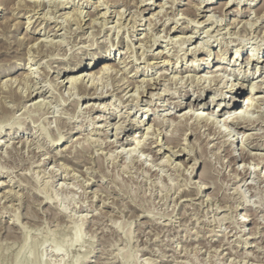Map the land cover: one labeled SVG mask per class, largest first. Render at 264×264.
<instances>
[{
	"label": "rangeland",
	"instance_id": "1",
	"mask_svg": "<svg viewBox=\"0 0 264 264\" xmlns=\"http://www.w3.org/2000/svg\"><path fill=\"white\" fill-rule=\"evenodd\" d=\"M118 1L0 0V264H14L25 240L26 264H264V179L257 174L264 177V99L254 101L253 126L222 122L232 144L180 120L190 111L218 117L232 96L248 105L253 95L264 97V63L252 62L257 54L264 60L263 1ZM28 37L43 41L45 52ZM159 52L165 56L151 57ZM95 59L94 68L109 61L124 74L112 69L102 81L66 83L79 64L90 75ZM206 63L208 72L226 67L217 71L219 84L193 78L191 64L203 70ZM156 78L152 101L149 92L117 90L126 80L140 86ZM238 83L243 95L228 94ZM35 86L42 94L32 99ZM209 97L220 110L203 107ZM116 133L136 135L144 149L131 143L132 155L122 156L111 145ZM247 134L255 138L246 144ZM167 139L189 153L172 156ZM225 148H234L238 163ZM158 149L165 153L155 157Z\"/></svg>",
	"mask_w": 264,
	"mask_h": 264
},
{
	"label": "bare ground",
	"instance_id": "2",
	"mask_svg": "<svg viewBox=\"0 0 264 264\" xmlns=\"http://www.w3.org/2000/svg\"><path fill=\"white\" fill-rule=\"evenodd\" d=\"M30 1V0H29ZM35 1V0H34ZM39 1V0H38ZM113 2L114 4L116 3V2H119L118 0H108V2ZM127 3H128V0H125ZM133 1V0H132ZM263 1V7H264V0H262ZM37 2V1H36ZM36 2H34V3H36ZM98 3V2H97ZM99 4V3H98ZM124 4V3H123ZM37 5H38V3H37ZM36 5V6H37ZM128 5V4H127ZM229 4L228 3H226L224 6H226V7H230V6H228ZM41 6V5H40ZM40 6H38V7H40ZM162 7V6H161ZM96 8V7H95ZM98 8V7H97ZM96 8V9H97ZM104 8V7H103ZM197 10H201L202 11V9H200L201 8V5L200 6H197V7H195ZM204 8H206L205 9V12H211L212 10H213V8L212 9H210L209 7H206V6H204ZM215 9V8H214ZM262 9V8H261ZM264 9V8H263ZM262 9V10H263ZM146 10H150L149 8L148 9H145V10H143V11H146ZM204 10V9H203ZM82 11V10H81ZM142 11V12H143ZM163 11V10H162ZM197 12V11H196ZM204 12V11H203ZM257 12H258V9H257ZM261 12V11H260ZM196 16H198V14H195ZM152 16H156V18L159 16V12L158 13H153L152 14ZM169 16V15H168ZM210 17V16H209ZM162 18V17H161ZM261 18V17H260ZM151 19H153V17L151 18ZM154 20V19H153ZM195 20V19H194ZM222 20V19H221ZM206 22H208V19L207 20H205ZM193 22V21H192ZM196 23H197V21H195ZM205 22V23H206ZM93 23V22H92ZM204 23V22H203ZM78 25V24H77ZM149 25H150V23H149ZM38 27H39V24L38 25H36V28L33 30V32H35L36 30H38ZM195 27H198V26H195ZM250 30V29H249ZM206 32V31H205ZM191 38L192 37H185V38H180V39H182L183 40V43H190L191 42ZM27 41L29 42V43H31V45H35L36 47H37V49H35V50H37V51H42L43 49H44V46H46V45H44V43H43V41H39L38 39H35V38H33V37H28V39H27ZM48 41V40H47ZM32 42H34V44H32ZM141 42V41H140ZM147 42V41H146ZM149 42V41H148ZM151 42V41H150ZM179 42V41H178ZM182 42V41H181ZM28 43V44H29ZM145 43V42H144ZM31 45H30V47H31ZM146 45V44H145ZM144 45V46H145ZM181 45V44H180ZM35 47V48H36ZM48 47V46H47ZM147 47V46H146ZM152 47H153V45H152ZM131 48V47H130ZM130 48H129V50H130ZM200 48V47H199ZM139 49V48H138ZM147 49V48H146ZM145 49V50H146ZM183 49V48H182ZM44 50H46V48L44 49ZM42 51V52H45V51ZM47 50H48V48H47ZM132 50V49H131ZM143 50V49H142ZM194 50H195V48H194ZM197 51V50H196ZM195 51V52H196ZM41 52V53H42ZM49 52H50V50H49ZM194 52V53H195ZM226 52L227 51H224V53L223 54H221L220 56L219 55H217L219 58H217V60H219V61H224L226 58H225V55H226ZM236 52H238V51H236ZM166 53V52H165ZM169 53V52H168ZM196 54V53H195ZM40 56V55H39ZM165 56V54L163 53V52H159L158 54H153V55H151V57H153V58H156V59H159L160 57L161 58H163ZM238 57H240L239 56V53H238V55L236 56V58H234V60L232 61V63H236L237 62V58ZM126 59V58H125ZM97 60L98 59H95L94 61H92V63L90 64V68L89 69H87V73H89L90 75H86V74H83L84 72H86V71H81V69H82V65L81 64H79V65H77L74 69H75V76H73L72 78L70 77V78H67V84L68 83H70V84H74V83H76V82H80V84H81V86H84V85H82L84 82H85V80H86V77H88V76H90V79H99L100 81H102V79H108V78H110V70H112L113 69V71H115L116 73H120V72H122V69H121V66H116V65H113L112 63H109V61H107V62H103L102 64H99L97 67H95L94 68V65L96 64V62H97ZM246 60V59H245ZM247 60H249L248 58H247ZM32 61H34V59H32L30 62H32ZM204 61H206V58H203V59H201V62H204ZM252 62H256V64H260V63H264V60H260L259 59V55L257 54L256 56H255V58L252 60ZM251 62V63H252ZM168 63V62H167ZM242 63V62H241ZM204 64V63H203ZM207 64V68H205V69H203L202 70V68L200 67V65L199 66H197V68L196 67H194L192 64H191V69L190 70H192L193 72H196V76H194L193 78L194 79H197L198 81H202V79H204V80H206V79H208V80H210V81H212V82H218L217 84H219V80L218 79H220V76H218L217 75V71H219V70H223V69H225L226 70V67H219L220 66V64L217 66V68L213 71V72H210V70H209V72H208V69H209V63H206ZM240 64V63H239ZM238 64V65H239ZM264 66V65H263ZM257 67V66H256ZM187 70V69H186ZM37 72V71H36ZM200 72H206V73H211V74H213L212 76H208V77H204L203 75H199V73ZM123 74H124V72H122ZM47 74V73H46ZM48 75V74H47ZM164 75V74H163ZM27 76H28V78L29 79H35L36 78V76L35 75H30V73L29 74H27ZM26 76V77H27ZM45 76V75H44ZM72 79V80H71ZM122 79V78H121ZM124 79V78H123ZM185 79V78H184ZM193 79V80H194ZM197 80H195V81H197ZM260 80V79H259ZM70 81V82H69ZM89 81V80H88ZM160 82L158 81V79L156 78V79H153L152 81H150V80H143L142 82H140L139 84H140V86H135L134 85V83L132 82V81H129V80H126V82L124 83L125 85L127 84V86L123 89V90H121L120 91V88H121V86L120 87H118V89L117 90H119V92H123V91H125V90H127L129 87H130V89H129V92L131 91V90H133L134 88H135V91L137 92V97H146V94L149 92V99L151 100L153 97H154V94H153V92H151L150 90H154V89H156V85H158ZM78 84V83H77ZM76 84V85H77ZM79 84V85H80ZM212 84V83H211ZM79 85H77V87L79 86ZM91 85H94L95 86V84L93 83V84H91ZM256 85V84H255ZM255 85H254V87H255ZM74 86V85H73ZM124 86V85H123ZM152 86H154V87H152ZM206 86V85H205ZM36 87V86H35ZM219 88V87H218ZM224 88H225V86H224ZM165 89V88H164ZM213 89V88H212ZM217 89V88H216ZM244 89H245V85L243 84V83H238V84H236V85H234V84H232L231 86H230V88H229V90H228V94L229 93H231V94H236V95H243V93H244ZM258 89H264V85H259L258 86ZM88 89H85V87H84V93H88V92H86ZM94 90V89H93ZM35 94H33L34 96H33V98L32 99H36V98H39L40 96H41V92L39 91V88L38 87H36L35 88ZM33 91V92H34ZM203 91V90H202ZM79 92H80V90H79ZM218 92V91H217ZM2 94V93H1ZM89 95V94H88ZM92 95H94V94H92ZM91 95V96H92ZM131 95H133V94H131ZM17 96H19L18 94H17ZM31 96V93L28 95V98ZM203 95H201L200 97H202ZM222 96V95H221ZM131 97V96H130ZM136 97V96H135ZM96 98V97H95ZM226 98V96L224 95L223 96V99H225ZM17 99H18V97H17ZM135 99V98H134ZM133 99V100H134ZM136 99H138V98H136ZM264 99V97H262V96H257L256 94L255 95H253L250 99H247L248 101H250L249 102V105L248 104H246V103H244V101L241 103V104H238L239 103V101L237 100V98H236V96H232L231 97V103L230 104H227L226 105V108H223L222 110H220L219 108L221 107V103H214L213 101L214 100H216V98H214V97H209V99H208V103L207 104H205L203 107H206V105H209V104H215V105H217L218 106V109L217 110H220V113H219V116L218 117H215L216 116V112H212L211 114L209 113V114H205V113H200L199 112V114H195V113H191L192 111H190V112H187V113H184L181 117H180V120H184V123L186 122V121H188V120H193V122H195L196 123V129H194V131H192V132H196L197 131V124H202V125H204V127H205V131H209V132H211L212 134H213V136L215 137V136H217V138L215 139V140H217L218 138H219V136L221 135L222 136V139H224V143H223V145H226V144H232V142L234 141V140H232V139H229L228 137H230V134H229V132H228V129H224V130H222V127H223V125H225L226 124V127L228 128L231 124H233V125H235L237 128H244V127H246V126H250L251 127V125L253 126V124L255 123L256 124V119H254V118H252L251 117V115H250V113H251V111H253L254 109H256V108H254L253 110H252V107L253 106H255L256 107V105L258 104V103H256V102H254V101H258V102H260V101H262ZM152 101V100H151ZM221 101V100H220ZM264 102V101H263ZM177 103V102H176ZM201 103V102H200ZM174 104V103H173ZM36 106H41L42 105V103H41V101L39 102H36V104H35ZM175 105V104H174ZM259 105V104H258ZM138 106V105H137ZM136 106V107H137ZM181 105H179V107H180ZM191 106H192V104H189V106H187L188 108H191ZM195 106H197L196 104H195ZM198 106H202V103L201 104H199ZM260 106V105H259ZM96 107V106H95ZM177 107V106H176ZM243 108V109H238V108ZM94 108V107H93ZM92 108V109H93ZM99 108V107H98ZM193 108H196V107H193ZM260 108V107H259ZM216 109V108H215ZM262 109V108H261ZM225 110H229L230 112H229V114H232V111L231 110H237V113H235V115L234 116H232V117H229L228 119H226L225 118V120L224 119H218V118H224V116L226 115V112H225ZM238 111H240L239 113H238ZM256 111V110H255ZM101 117V116H100ZM100 117H98L97 119L99 120V119H101ZM178 118V117H177ZM176 118V119H177ZM182 118V119H181ZM260 118V117H259ZM259 118H258V120L257 121H259ZM96 119V118H95ZM108 119V118H107ZM104 120V119H103ZM253 120H255V121H253ZM102 121V120H101ZM105 121V120H104ZM263 121V120H262ZM261 121V122H262ZM182 121H180V123H181ZM222 122H223V125H222ZM136 123V122H135ZM258 123V122H257ZM264 123V122H263ZM106 124V123H105ZM134 124V123H133ZM142 123L141 122H139L138 123V126L139 127H143L142 125H141ZM182 124H183V122H182ZM258 124H260V122L258 123ZM120 125V124H119ZM181 125V124H180ZM121 126V125H120ZM172 126V125H171ZM137 127V126H136ZM199 127V126H198ZM100 129H102V131H103V129H106V125H104V126H100L99 127ZM121 128V127H120ZM147 128V127H146ZM186 128V127H185ZM184 128V129H185ZM194 128V127H193ZM203 128V127H202ZM200 129V128H199ZM198 129V131H200ZM204 129V128H203ZM105 131V130H104ZM117 131H120V130H118L117 129ZM197 131V132H198ZM196 132V133H197ZM191 133V132H190ZM210 133V134H211ZM246 133V132H245ZM194 134V133H193ZM201 134V133H200ZM207 134V133H206ZM194 135H196L197 136V134H194ZM252 136L254 135V134H251ZM251 135H245V137H246V139L244 138V140H246V144H247V142H249L251 139H253L252 138V136ZM156 136V135H155ZM201 136V135H200ZM257 136V135H256ZM130 137H132V136H127L126 138H125V140L123 139V138H120V135H119V133H116V142L114 143V142H112L111 143V145L114 147V148H121V151H120V154L122 155V156H131L132 154V148L131 149H128V147L129 146H131V143H133V144H135L137 141L136 140H134V138L136 137V135H134V137H132L131 139H130ZM139 137H142V136H139ZM166 137V136H165ZM199 137V136H198ZM201 137H203V136H201ZM254 137V136H253ZM255 138V137H254ZM202 139V138H201ZM208 139V138H207ZM213 139V138H212ZM143 140V139H142ZM154 140H156V139H154ZM158 140V139H157ZM210 140V139H209ZM252 141V140H251ZM257 141V140H256ZM144 142V141H143ZM143 142L141 141V142H138L137 144H135V145H137V146H140V144H141V146H140V149H144V145L145 144H143ZM158 141H155V142H153V144H156V145H160L159 144V142L157 143ZM167 144H169V146H168V148H164L165 150H167V152H171V155L172 156H174V157H177V158H179L180 157V153L181 152H185L186 150H184L183 148L184 147H180V143H176L175 144V142L173 141V142H170V143H168L169 142V140L167 139L166 141H165ZM165 142H164V144H165ZM253 143V142H252ZM149 144H151V143H149ZM148 144V145H149ZM170 144H174L173 146L171 145V147H170ZM184 144V143H183ZM186 144V143H185ZM234 144H235V146H236V142H234L233 143V146H234ZM249 145H250V143H248ZM54 145H56V146H58L59 145V139H57V141L55 142V144ZM119 145V146H118ZM188 145V144H187ZM222 145H220V147H221ZM136 147V146H135ZM146 147V149L148 150V149H150L149 147L150 146H145ZM163 146L162 145H160V148H162ZM219 147V148H220ZM223 147V146H222ZM225 147V146H224ZM238 147V146H237ZM88 148V147H87ZM190 148V147H189ZM128 149V150H127ZM137 149V148H136ZM176 149V150H175ZM191 149V148H190ZM135 150V149H134ZM234 148L233 149H227L226 150V148H225V152L227 151V154H228V156L230 157H228L227 156V154H226V156L229 158V159H231L233 162H236V163H238L239 161H238V158L234 155ZM241 150L243 151V150H245L246 151V148H245V146H244V142H243V144H242V146H241ZM150 151H152V149L150 150ZM160 149H158L157 151H155L154 152V156L156 157L157 155H160ZM187 153H189V150L188 151H186ZM247 152V151H246ZM161 153H165V152H161ZM244 153V152H243ZM249 153V152H248ZM118 154V153H117ZM251 154V153H250ZM255 155V154H254ZM257 155H259V154H257ZM246 156H248V155H246ZM256 156V155H255ZM260 156V155H259ZM148 157V156H147ZM154 157V158H155ZM165 157V156H164ZM251 157V156H250ZM166 158V157H165ZM244 158V157H243ZM253 158V157H252ZM260 158V157H259ZM258 158V159H259ZM156 159V158H155ZM160 159V158H159ZM168 159V158H167ZM194 159V158H193ZM171 160V159H170ZM243 160V159H242ZM247 160V159H246ZM251 160V159H250ZM253 160V159H252ZM257 160V159H256ZM260 160H261V158H260ZM163 161V160H162ZM168 161V160H167ZM195 161V160H194ZM244 161H245V159H244ZM248 161H249V158H248ZM139 162V161H138ZM165 162V161H164ZM171 162V161H170ZM242 162V161H241ZM258 163L260 162V161H257ZM156 163V162H155ZM167 163V162H166ZM175 163V162H174ZM230 163V162H229ZM257 163V164H258ZM261 163V162H260ZM264 163V162H263ZM262 163V164H263ZM177 164V163H176ZM175 164V165H176ZM235 164V163H234ZM248 164V163H247ZM178 165V168H180V165H182V166H184L185 164H177ZM181 166V167H182ZM187 165H185V167H186ZM261 166V165H260ZM188 167V166H187ZM263 167V166H262ZM189 168V167H188ZM189 169H191V168H189ZM189 169H188V171H189ZM193 169V168H192ZM244 171L246 170V171H249L250 169H249V167H246V165L244 166ZM263 169V168H262ZM182 171H184V170H182ZM236 173H237V171H236ZM235 174V173H234ZM244 174H246V173H244ZM248 174V173H247ZM256 174V173H255ZM257 174H258V176L260 177V178H262V179H264V177L260 174V172H257ZM256 174V175H257ZM184 175H185V173H184ZM244 178V177H243ZM201 188L202 187H200V186H198L197 185V189L200 191L201 190ZM197 190V191H198ZM59 219V218H58ZM84 219V218H83ZM100 219V218H99ZM61 220V219H60ZM26 241L27 240H25V243H24V245H23V247H22V252H19L16 256H15V258H14V264H24L25 263V260H26V258H25V256H24V249H25V245H26ZM76 241V237L73 239V241L69 244V246H67V248L69 249L72 245H73V243ZM53 247H55V248H57L56 246H53ZM56 251V250H55ZM57 252V251H56ZM26 264V263H25ZM74 264V263H73Z\"/></svg>",
	"mask_w": 264,
	"mask_h": 264
}]
</instances>
